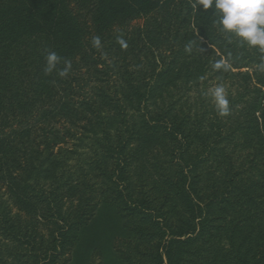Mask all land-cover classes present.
I'll list each match as a JSON object with an SVG mask.
<instances>
[{
  "label": "trees",
  "instance_id": "1",
  "mask_svg": "<svg viewBox=\"0 0 264 264\" xmlns=\"http://www.w3.org/2000/svg\"><path fill=\"white\" fill-rule=\"evenodd\" d=\"M192 3L0 0V264H264V54Z\"/></svg>",
  "mask_w": 264,
  "mask_h": 264
},
{
  "label": "clouds",
  "instance_id": "2",
  "mask_svg": "<svg viewBox=\"0 0 264 264\" xmlns=\"http://www.w3.org/2000/svg\"><path fill=\"white\" fill-rule=\"evenodd\" d=\"M202 6L203 10L213 9L215 19L213 21L217 30L228 36L235 38L240 46L254 48L264 54V0H193L192 7L197 11V6ZM98 42V40H97ZM194 41L186 45V52L193 51ZM198 50L202 49L198 46ZM55 52H49L46 55V71L52 72L56 69L60 62ZM259 71L264 72V56L256 65ZM217 70L227 71L229 68L225 60H218L214 64ZM71 69V62L65 61V66L59 71L61 77L68 75ZM216 111L219 115H227L229 113V100L223 85H216L209 92Z\"/></svg>",
  "mask_w": 264,
  "mask_h": 264
},
{
  "label": "rangeland",
  "instance_id": "3",
  "mask_svg": "<svg viewBox=\"0 0 264 264\" xmlns=\"http://www.w3.org/2000/svg\"><path fill=\"white\" fill-rule=\"evenodd\" d=\"M131 23H132L133 25H134V24H137V25H138V24H142V18H141V17L136 18V19L133 20ZM91 264H100V263H99V259H98L96 256L92 257Z\"/></svg>",
  "mask_w": 264,
  "mask_h": 264
}]
</instances>
